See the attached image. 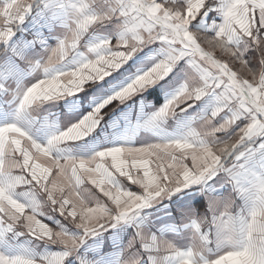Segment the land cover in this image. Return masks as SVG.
<instances>
[{"label": "crops", "instance_id": "1", "mask_svg": "<svg viewBox=\"0 0 264 264\" xmlns=\"http://www.w3.org/2000/svg\"><path fill=\"white\" fill-rule=\"evenodd\" d=\"M7 2L0 0V7ZM121 2L29 0L30 11L23 21L13 25L10 38L0 41V127H19L33 142L49 147L51 156L61 162L76 160L78 156L77 160H83L82 154H90L94 159L99 152L115 147L141 148L174 141H203L212 146L231 139L238 127L248 122L245 117L222 132L207 134L232 115L229 109H224L207 122L211 112L221 106L218 89L209 91L200 100L189 101L191 107L180 105L162 114L164 105L190 84V77L195 74L189 56L179 59L172 71L154 85L122 99H112L137 76L167 59L171 49L179 50L178 45L149 37L143 30L137 31L143 42L127 61L111 69L108 75L86 81L80 90L71 94L21 108L23 93L38 81L59 72L76 70L84 63L95 61L99 55L118 50L122 40L133 39L127 18L120 14ZM218 2L214 0L212 10L205 16H198L190 30L213 35L223 20L216 10ZM80 9L97 17L96 22L83 31L77 29ZM74 33H78V38L73 46ZM62 43L67 44L64 57L50 63L52 52ZM233 46L252 68L259 67L257 54L246 45V38H235ZM60 83L63 86L66 81ZM104 103L88 134L76 140L50 144L54 137L95 113ZM113 105V112L106 115L104 111ZM262 145L264 136L245 141L222 159L214 174L170 194H162L124 219L113 220L87 234L61 216L46 193L37 191L31 183L18 182L11 189V195L26 206L27 214H35L54 232H64L78 243L69 249L58 240L32 236L24 224L11 229L7 224H0V255L25 256L34 264H47L50 255L65 252L68 255L63 264H179L177 253H191L194 264H212L232 248L222 222L229 217L242 218L249 210L250 201L241 189L246 187L252 174H264ZM93 152H96L94 156ZM37 162L47 166L43 159ZM55 173L53 169L49 180L55 178ZM12 175L25 174L15 169ZM111 182L122 190L142 192L138 185L118 174ZM78 191L86 203H111L87 182L80 184Z\"/></svg>", "mask_w": 264, "mask_h": 264}, {"label": "snow or ice", "instance_id": "2", "mask_svg": "<svg viewBox=\"0 0 264 264\" xmlns=\"http://www.w3.org/2000/svg\"><path fill=\"white\" fill-rule=\"evenodd\" d=\"M213 3L214 0H122L120 14L127 18L133 39L122 40L118 50L99 55L95 61L84 63L76 70L59 72L38 81L23 93L21 108L61 94H71L80 90L86 81L108 75L111 69L127 61L143 42L137 35L138 30H143L149 37L178 45L179 50L171 49L167 59L137 76L112 99H122L154 85L172 71L179 59L189 56L195 74L190 77V84L182 87L164 105L162 114L180 105L191 107L189 101L200 100L209 91L218 89L221 106L211 112L207 122L214 120L224 109H229L232 115L207 134L224 131L242 116L248 122L238 127L231 139L212 146L203 141H174L141 148L115 147L99 152L92 160L67 159L63 162L54 159L49 147L33 142L19 127H0V224H7L9 229L24 224L32 236L58 240L71 249L78 243L76 239L64 232H54L35 214H27L24 204L13 199L11 189L16 183H31L37 191L46 193L60 215L87 234L113 220L124 219L162 194H170L214 174L222 159L240 144L264 136V0H219L216 10L223 20L216 26L214 34L209 36L207 32L190 30L198 16H205L212 10ZM28 11L29 0H8L0 7V41L13 35V25L22 22ZM80 13L77 21L80 31L97 20V17L85 14L83 9ZM238 37L246 38V45L255 50L258 68H252L233 46ZM77 38L78 33H74L73 46ZM66 48L67 44L62 43L55 49L50 63L62 59ZM70 79L75 82L74 86L63 88L61 80L67 82ZM99 111L97 108L95 113L54 137L50 144L82 137L95 125ZM41 159L46 167L37 162ZM15 169L25 175L13 176ZM53 169L56 170L55 178L49 180ZM117 174L138 185L142 192L137 194L115 186L111 181ZM84 182L91 184L111 203H86L78 191V186ZM241 191L250 201L247 214L241 221L229 217L222 222L228 235L240 223V239L212 264H264V174H252ZM67 255V252L53 253L47 258V264H63ZM177 256L179 264H194L191 253H177ZM0 264H34V261L25 256L0 255Z\"/></svg>", "mask_w": 264, "mask_h": 264}, {"label": "clouds", "instance_id": "3", "mask_svg": "<svg viewBox=\"0 0 264 264\" xmlns=\"http://www.w3.org/2000/svg\"><path fill=\"white\" fill-rule=\"evenodd\" d=\"M75 82L73 80H68L65 84H63V88L70 89V86H74ZM242 218L237 219L236 221H241ZM241 224L237 223L234 231L227 236L228 242L233 246L238 240L240 239V233H241Z\"/></svg>", "mask_w": 264, "mask_h": 264}, {"label": "rangeland", "instance_id": "4", "mask_svg": "<svg viewBox=\"0 0 264 264\" xmlns=\"http://www.w3.org/2000/svg\"><path fill=\"white\" fill-rule=\"evenodd\" d=\"M103 105H105V103H104ZM99 108H101V107H99ZM86 134H88V132H86ZM95 153H96V152H93L92 155L94 156ZM82 157H83V160H85V161L92 160V157H91L90 154H82ZM90 157H91V158H90ZM78 158H79V156H78ZM78 158H77V159H78ZM77 159H76V160H77ZM230 190H231V192H234L233 189L230 188Z\"/></svg>", "mask_w": 264, "mask_h": 264}, {"label": "trees", "instance_id": "5", "mask_svg": "<svg viewBox=\"0 0 264 264\" xmlns=\"http://www.w3.org/2000/svg\"><path fill=\"white\" fill-rule=\"evenodd\" d=\"M114 108H115V105L110 106L109 108H107V109L104 111V113H105L106 115H108V114H110L111 112H113Z\"/></svg>", "mask_w": 264, "mask_h": 264}]
</instances>
